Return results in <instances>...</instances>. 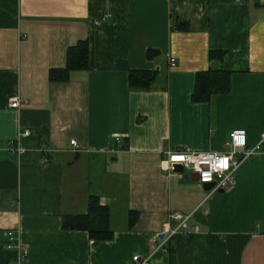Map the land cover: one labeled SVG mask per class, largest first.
Instances as JSON below:
<instances>
[{
  "label": "crops",
  "instance_id": "crops-1",
  "mask_svg": "<svg viewBox=\"0 0 264 264\" xmlns=\"http://www.w3.org/2000/svg\"><path fill=\"white\" fill-rule=\"evenodd\" d=\"M82 41L87 56L70 65ZM207 70L230 72V90L193 101ZM138 72L144 87L130 83ZM24 128L18 156L7 142ZM236 128L248 145L264 132V0H0V264H264V153L211 194L191 171L161 168L168 150H228ZM92 198L109 239L63 227ZM171 212L199 231L156 250Z\"/></svg>",
  "mask_w": 264,
  "mask_h": 264
},
{
  "label": "built area",
  "instance_id": "built-area-1",
  "mask_svg": "<svg viewBox=\"0 0 264 264\" xmlns=\"http://www.w3.org/2000/svg\"><path fill=\"white\" fill-rule=\"evenodd\" d=\"M168 65H175V58L168 56ZM21 99L17 96L9 98L8 105L10 108H18ZM30 135V129L24 128L19 133L16 139L7 142V147L10 152L22 155L26 149L21 145L20 138ZM242 140V143L238 141ZM70 144L76 146L74 140ZM229 148L223 152H189L182 150H168L164 152L161 159V168L164 171H175V167L179 166L182 171L189 170L192 173H198L199 182H212L214 185L209 189V194L220 190H225L234 183V173L236 169L247 159L264 153V132L260 134L258 141L253 145H248L246 130L236 128L229 132V137L226 142ZM113 152V149H110ZM190 215H183L179 212H171L168 215V221L161 226L159 233L152 237L151 241L155 244L156 250L167 252L166 244L174 236L179 234L191 235L197 234L199 228L195 224H190ZM170 220H175L178 225L172 227ZM6 248H12L16 245V240L10 232L4 234ZM163 235V237H159ZM23 259V256L22 258ZM134 264H149V257H141L134 255L132 257Z\"/></svg>",
  "mask_w": 264,
  "mask_h": 264
},
{
  "label": "trees",
  "instance_id": "trees-1",
  "mask_svg": "<svg viewBox=\"0 0 264 264\" xmlns=\"http://www.w3.org/2000/svg\"><path fill=\"white\" fill-rule=\"evenodd\" d=\"M178 28L186 30L187 23L185 21H179ZM156 54L157 53L155 51H147L148 58H152V56ZM86 56L87 46L83 41L68 49L70 65H82ZM218 56H220L219 52H210V57ZM62 72L65 73L66 69L62 70ZM51 76L55 77L54 70L51 71ZM148 78L149 73L147 72H138L136 75L130 74V83L132 86L136 84L137 86L144 87L148 84ZM229 78L230 72L228 71L207 70L198 72L196 74L195 88L192 95L193 101H208L212 94L229 92ZM108 219L109 215L107 208L99 205L97 200L92 198L90 200L89 211L83 215L66 217L63 222V227L68 230H87L90 237L94 239V241H101L106 238L109 239L112 235ZM172 239H170L166 244L167 252H172L174 250Z\"/></svg>",
  "mask_w": 264,
  "mask_h": 264
},
{
  "label": "water",
  "instance_id": "water-1",
  "mask_svg": "<svg viewBox=\"0 0 264 264\" xmlns=\"http://www.w3.org/2000/svg\"><path fill=\"white\" fill-rule=\"evenodd\" d=\"M179 166H176L175 167V169L176 168H178ZM181 169V168H180ZM182 170V169H181ZM193 174V176L198 180L199 179V175H198V173H192ZM213 183L212 182H205V183H203V186L204 187H206L207 189H210L211 187H213ZM220 191H223V190H220ZM159 237H163V235H160Z\"/></svg>",
  "mask_w": 264,
  "mask_h": 264
},
{
  "label": "snow or ice",
  "instance_id": "snow-or-ice-1",
  "mask_svg": "<svg viewBox=\"0 0 264 264\" xmlns=\"http://www.w3.org/2000/svg\"><path fill=\"white\" fill-rule=\"evenodd\" d=\"M239 143H242L243 141L242 140H240V141H238Z\"/></svg>",
  "mask_w": 264,
  "mask_h": 264
}]
</instances>
